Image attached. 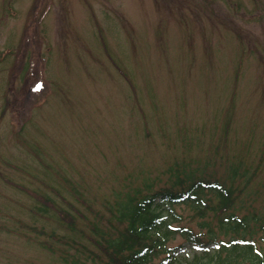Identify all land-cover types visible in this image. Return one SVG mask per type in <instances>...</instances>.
Wrapping results in <instances>:
<instances>
[{"label": "rangeland", "instance_id": "obj_1", "mask_svg": "<svg viewBox=\"0 0 264 264\" xmlns=\"http://www.w3.org/2000/svg\"><path fill=\"white\" fill-rule=\"evenodd\" d=\"M199 179L264 220V0H0V264H104L94 223Z\"/></svg>", "mask_w": 264, "mask_h": 264}, {"label": "trees", "instance_id": "obj_2", "mask_svg": "<svg viewBox=\"0 0 264 264\" xmlns=\"http://www.w3.org/2000/svg\"><path fill=\"white\" fill-rule=\"evenodd\" d=\"M238 173L248 175L246 169H234V179ZM234 192L233 186L221 180L199 179L184 189L159 188L150 196L130 197L114 211L109 229L93 224L104 264H264V238L260 242L256 237L258 231L264 232V220L255 213L240 215L230 211ZM207 195H215L217 205H212ZM51 201L48 197L41 203L49 207ZM183 203L192 204L201 217L223 210L225 215L216 221L218 232L206 219L198 222V230L180 224L182 215L176 206ZM61 218L73 228L74 218L70 221L65 214ZM219 234L231 238L227 240ZM179 236L184 239L173 244Z\"/></svg>", "mask_w": 264, "mask_h": 264}]
</instances>
